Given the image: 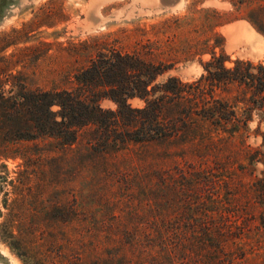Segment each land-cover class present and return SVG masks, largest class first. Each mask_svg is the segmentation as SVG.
Wrapping results in <instances>:
<instances>
[{"label":"rangeland","instance_id":"obj_1","mask_svg":"<svg viewBox=\"0 0 264 264\" xmlns=\"http://www.w3.org/2000/svg\"><path fill=\"white\" fill-rule=\"evenodd\" d=\"M111 49L164 71L157 83H192L207 117L118 151L90 143L89 128L70 146L48 137L9 145L0 264H264V85H214L205 69L219 54L227 70L237 60L264 68V0H0V92L71 90ZM214 106L228 121L208 117ZM5 204L16 217L11 239ZM158 226L168 227L170 255Z\"/></svg>","mask_w":264,"mask_h":264},{"label":"trees","instance_id":"obj_2","mask_svg":"<svg viewBox=\"0 0 264 264\" xmlns=\"http://www.w3.org/2000/svg\"><path fill=\"white\" fill-rule=\"evenodd\" d=\"M224 67L223 54L213 55L206 68L204 66L209 74L208 81L214 85L222 84L223 80L230 81L245 88H253L254 84L264 85V68L261 65L254 67L250 62L237 60L232 69ZM164 73L136 54L111 49L99 52L86 68L75 74V86L71 90L26 92L24 87L14 84L7 92H0V159H8L9 145L41 137L53 138L62 146H70L87 128L93 139L90 143L116 151L129 142L167 141L180 132L186 134L195 124V117H207L199 110L205 100L201 93L199 96L191 94L192 83L188 85L175 77L157 83V78ZM185 88L190 90L186 91L188 98L182 96ZM104 100L111 101L115 109H104L101 106ZM132 100H139L142 106L133 107L130 104ZM213 103L221 104L218 101ZM205 113L210 118L216 117V124L228 121L223 116H216L222 112H218L215 106ZM5 209L8 214L2 233L5 239H11L9 229L16 217L6 204ZM19 227L23 238V225L20 223ZM153 232L162 243V251L170 255L168 227L158 226ZM144 236L148 237V234ZM13 245L10 243L8 246L12 250L17 249ZM33 263L47 264L42 258Z\"/></svg>","mask_w":264,"mask_h":264},{"label":"bare ground","instance_id":"obj_3","mask_svg":"<svg viewBox=\"0 0 264 264\" xmlns=\"http://www.w3.org/2000/svg\"><path fill=\"white\" fill-rule=\"evenodd\" d=\"M242 28L244 27V26H241ZM241 29V28H240ZM243 31V30H242ZM245 32H248L250 35H248V37L249 36H252L251 35V33H250V31L248 30V29H245L244 31H243V34L245 33ZM253 38V37H252ZM256 42V41H255ZM252 43H254V42H252ZM255 46H257L258 47V45H255Z\"/></svg>","mask_w":264,"mask_h":264}]
</instances>
